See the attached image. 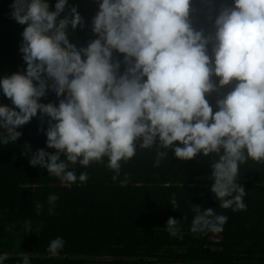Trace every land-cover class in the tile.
<instances>
[{"label":"clouds","instance_id":"clouds-1","mask_svg":"<svg viewBox=\"0 0 264 264\" xmlns=\"http://www.w3.org/2000/svg\"><path fill=\"white\" fill-rule=\"evenodd\" d=\"M67 2L56 0L54 10L48 0L10 5L11 17L25 25L20 52L26 70L0 78L12 105H0V144H13L22 135L17 129L38 112L47 116L46 147L55 151L25 144L23 152L31 166L69 187L88 180L87 172L77 176L75 166L105 158L116 180L138 148L157 149L154 166L169 150L181 161L214 156L211 193L223 209H246L245 189L237 183L240 165L264 162V0L222 7L209 36L193 29L190 0H101L92 19L96 38L80 47L68 39L69 25L74 30L82 23L77 9L59 18ZM114 52L123 54V74ZM226 85L232 90L216 101L213 113L206 95ZM49 90L63 97L58 104L39 102ZM127 183L126 176L121 185ZM58 198L48 196L49 215ZM170 204L177 207L175 196ZM35 207L40 215L44 205ZM192 211V233L223 231L227 216L199 205ZM179 225L169 217L166 230L182 239ZM24 228L33 231L30 221ZM64 244L57 237L47 251L56 255ZM7 259L0 254V264Z\"/></svg>","mask_w":264,"mask_h":264},{"label":"trees","instance_id":"trees-1","mask_svg":"<svg viewBox=\"0 0 264 264\" xmlns=\"http://www.w3.org/2000/svg\"><path fill=\"white\" fill-rule=\"evenodd\" d=\"M13 0H0V78L23 73L26 62L20 46L23 29L11 17ZM54 10L56 0H48ZM101 0H68L64 15L71 16L75 7L82 17L76 29L68 27L70 42L78 47L95 39L92 19ZM233 0H190L189 21L196 31L205 36L215 31L214 21L224 6ZM212 45H207L211 57ZM113 59L121 62L123 54L114 52ZM146 79V78H145ZM212 82L218 85V77ZM233 85L217 87L206 95L216 109ZM51 90L41 103H59ZM0 105L12 106L0 90ZM48 117L40 113L17 130L22 135L9 145L0 144V254H7L3 264H264V162L240 165L237 183L245 189L244 210L223 209L211 193L210 164L214 156L181 161L171 150L154 166L156 148L137 149L127 163L122 162L120 174L104 163H92L87 168L75 166L77 176L87 172L88 180H77L71 187L48 175L46 169L33 167L23 152L25 144L32 151L46 147ZM63 159V154L61 155ZM127 176L128 183L121 181ZM59 198L53 215L48 214L47 198ZM175 196L177 207L172 208ZM44 205L40 215L36 203ZM193 205L213 208L228 217L220 233L194 234L190 231L195 215ZM169 217L180 220L182 239L172 237L166 230ZM32 224V233L24 228ZM60 237L63 249L52 255L47 251L51 240Z\"/></svg>","mask_w":264,"mask_h":264}]
</instances>
